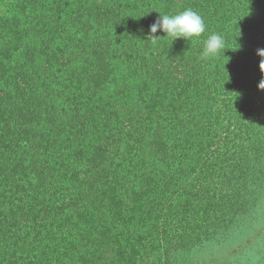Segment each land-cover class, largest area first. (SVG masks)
<instances>
[{
	"label": "trees",
	"instance_id": "16d2710c",
	"mask_svg": "<svg viewBox=\"0 0 264 264\" xmlns=\"http://www.w3.org/2000/svg\"><path fill=\"white\" fill-rule=\"evenodd\" d=\"M187 9L206 25L195 43L163 32L155 44L146 41L160 14ZM213 33L224 47L202 59ZM119 45L124 60L114 54ZM260 48L264 0H0V105L21 98L37 106L65 82L74 101L83 82L102 90L126 63L144 84L139 93L146 92L136 101L142 106L125 109L127 120L140 124L135 130L110 129L117 132L88 147L81 169L67 170L71 187L63 195L54 189L60 197L50 206L49 217L59 214L50 218L53 225L44 227L48 210L42 206L33 226L19 227L26 253L21 247L10 254L0 236V264H156L161 253L149 246L167 256L211 240L223 223H237L242 207L264 200ZM141 50L143 57L133 58ZM175 60L184 71L172 75ZM119 84L115 94L123 95L125 84ZM123 139L128 145L115 160L113 142ZM15 169L20 181L0 182V230L15 226L13 246L15 236L20 240L17 218L32 194L27 167L21 162ZM54 178L46 180L51 187ZM38 227L45 228L40 236Z\"/></svg>",
	"mask_w": 264,
	"mask_h": 264
},
{
	"label": "rangeland",
	"instance_id": "374dc122",
	"mask_svg": "<svg viewBox=\"0 0 264 264\" xmlns=\"http://www.w3.org/2000/svg\"><path fill=\"white\" fill-rule=\"evenodd\" d=\"M119 47L114 54L123 59L125 56L122 52L123 48L121 45ZM136 57H143L142 50L133 56V58ZM128 65L126 63L121 72L118 70L114 77L116 80L102 90H97L93 85L89 86L88 83L83 82L82 89L76 90L77 95L74 101L68 99L73 97L74 93L69 96L67 91H64L68 85L67 82L64 87H56L50 93V97L44 96V100L37 106H32L33 101L29 103L30 107L28 103L24 105L21 98H19L21 103L12 99H2L0 105V182L8 187L10 182L15 184L20 181L21 173L15 167L22 162L24 167H27L30 174L29 182L32 183L29 185L32 194L28 198L30 203H27L29 205L27 212L24 213V217H16L18 220L16 235L18 234L20 240L16 236L15 240L18 244L13 246L14 241L11 240L15 226L0 230V236L5 241H9L10 254L14 249L21 247L26 253L27 247L22 246L23 242H21L26 234L24 231L19 232V227L28 230L30 225L33 226L32 215L36 214L40 207L46 206L48 210L44 227L47 224L53 225L50 218H59V214L49 217L50 206L54 205L60 197V195L57 198L54 197L56 194L54 189L62 195L68 192L67 188L71 186L65 174L68 169L69 171L72 168L81 169L84 166L87 153L91 151L88 147L101 144L103 139L108 141V134L117 132L110 129H118L124 125L126 132L129 127L135 130L140 125L135 120H127L128 112H125V109L130 110L133 105L142 106L136 101L146 92L139 93L144 84L142 80H137V76L133 75L130 70H127ZM170 68L174 69L171 71L172 75L184 71V67H179L177 60L171 63ZM120 81L125 84L126 89L123 95H116L115 91L120 86ZM162 83L163 81L159 87H163ZM150 88L152 90L151 85ZM166 90L169 91V89ZM162 93L165 95L164 90ZM78 95L79 98H77ZM170 95L168 92V98ZM28 97L31 98L33 95L29 94ZM11 110L14 111L13 115ZM134 130L132 132L138 138V133ZM112 141L110 137L109 142L112 143ZM113 143L114 153L111 156L118 160L128 143L125 139ZM116 152L120 153L119 156H115ZM74 156L81 158V162L77 158L75 160ZM53 177L55 178L52 180L53 186L51 187L46 180H51ZM50 188L52 189L49 193ZM236 213L237 218L238 211ZM239 217L241 218L237 223L234 218L229 223H223L224 227L216 228L214 232H211V236H214L211 240L197 242L191 247L179 249L167 256L162 248L160 250V247L155 245L149 246L150 252L161 253L156 264H264V200L251 201L246 207H242ZM15 219L12 224L15 223ZM49 228L52 230L51 226ZM44 229L38 227L35 234L40 236L41 233L38 234L37 231ZM30 231L33 232V230Z\"/></svg>",
	"mask_w": 264,
	"mask_h": 264
},
{
	"label": "clouds",
	"instance_id": "9594fccd",
	"mask_svg": "<svg viewBox=\"0 0 264 264\" xmlns=\"http://www.w3.org/2000/svg\"><path fill=\"white\" fill-rule=\"evenodd\" d=\"M206 30V25L200 14L192 9L184 10L176 15H159L149 26L146 41L155 44L161 39L158 32L165 33V37H171L174 41L183 38L185 41L195 43L194 38H199ZM164 38V37H163ZM224 47V39L218 33H213L204 41L202 59L216 57ZM259 59V69L264 74V48L256 51ZM258 90L264 91V78L257 85Z\"/></svg>",
	"mask_w": 264,
	"mask_h": 264
}]
</instances>
